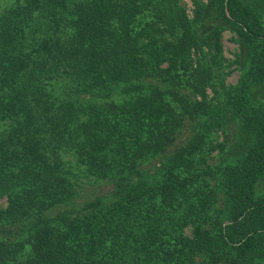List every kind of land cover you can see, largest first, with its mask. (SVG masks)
<instances>
[{
    "label": "trees",
    "instance_id": "16d2710c",
    "mask_svg": "<svg viewBox=\"0 0 264 264\" xmlns=\"http://www.w3.org/2000/svg\"><path fill=\"white\" fill-rule=\"evenodd\" d=\"M192 2L0 0V264H264V0Z\"/></svg>",
    "mask_w": 264,
    "mask_h": 264
},
{
    "label": "rangeland",
    "instance_id": "374dc122",
    "mask_svg": "<svg viewBox=\"0 0 264 264\" xmlns=\"http://www.w3.org/2000/svg\"><path fill=\"white\" fill-rule=\"evenodd\" d=\"M187 3V8L190 14H192L194 10V4L192 0H185ZM204 3L209 2L210 0H202ZM238 37L235 35V33L230 29H225L222 31V43H223V57L226 61H224V65L226 66L225 72H223V80L226 84H235L238 82L242 70L237 68L238 65L235 63L236 55L239 52V42ZM237 127L236 125L233 126L228 131L229 135V142L230 140H233L234 142L236 137ZM220 134V140H225L226 136L225 134L219 132ZM229 145V143L227 144ZM101 187H96L94 189H87V192H96L100 190ZM108 189V187H107ZM100 192V191H99ZM0 204L3 206L7 205V201L3 198L0 200Z\"/></svg>",
    "mask_w": 264,
    "mask_h": 264
}]
</instances>
